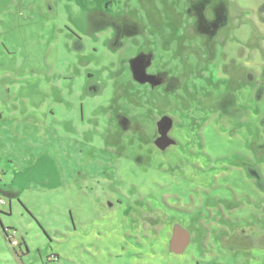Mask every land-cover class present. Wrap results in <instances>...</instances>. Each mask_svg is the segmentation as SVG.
Listing matches in <instances>:
<instances>
[{"label":"rangeland","instance_id":"rangeland-1","mask_svg":"<svg viewBox=\"0 0 264 264\" xmlns=\"http://www.w3.org/2000/svg\"><path fill=\"white\" fill-rule=\"evenodd\" d=\"M261 88L264 0H0V197L57 264H264Z\"/></svg>","mask_w":264,"mask_h":264},{"label":"crops","instance_id":"crops-1","mask_svg":"<svg viewBox=\"0 0 264 264\" xmlns=\"http://www.w3.org/2000/svg\"><path fill=\"white\" fill-rule=\"evenodd\" d=\"M0 168H1V166H0ZM1 170H2L3 176H4V174L7 172L6 168L5 169L1 168ZM3 176H2L1 181H0V188L7 186L6 181L3 180ZM12 195L23 206L25 205V203L27 204V201H22L19 198V195H18L17 191L13 190L12 191ZM2 198H5V197H2ZM40 200H43V199H40ZM39 205L44 206V205H50V204H48V203L46 204V202H44V203L41 202V204H39ZM7 206H9L10 214L7 215V216L6 215L5 216H0V229L2 230L3 226L5 227L6 225H8V228H13L15 230L17 229V227H19L21 232L19 233L17 231L18 232V239H20L21 243L23 242L24 245L21 246V248H20V246L16 247V248L12 246V249H14L13 252L16 255V258L13 257L12 254H7V255L4 254L1 257L2 258V260H1L2 264H7L8 258L10 259V261H14L15 262L16 259H17V261H20L22 264H27L26 263L27 257L30 254H32V252H34V251L38 252L39 255H40V257H39L40 264H47V262H49V264H57L58 261H59L58 260L59 258L52 259L51 261H49V259H48L49 256L54 254L53 253V249L51 248V246L53 245V243H63V242H66L68 239H70L71 238V234L73 233L72 229L70 230V227L68 226V227H66L67 229L64 230V231H61L59 229L57 230V227L52 226L53 221L50 220L49 221V225H50L49 233H47V231L44 229V227H42V228L39 227V228H37V230H35L34 225L31 224L29 219L32 218L33 222L40 223L38 221L39 218L37 216L35 217L34 216L35 214L32 211H29L27 209V207H25L26 205L24 206V208L28 211V214H27L28 217H26L24 215L25 214L24 213V214L20 215L18 218L15 217V215H14V206H13L11 201L9 203H7ZM32 230H34V231H32ZM44 232L46 234H48L49 239H51L50 242H47V241H45L43 239L41 240L42 235L44 234ZM52 232H55L56 234L53 235ZM32 233H33V236H31ZM2 234L5 235L4 232H2ZM0 236H1V234H0ZM5 238H6V236H5ZM34 241H37V244L38 243L39 244L38 245L36 244L35 248L33 249L30 246L31 245L30 242H34ZM49 245H51V246H49ZM27 249H28V252H27ZM21 250L23 251L24 254L21 252ZM43 250H45V251H43ZM55 255L59 256L57 254H54L52 256L55 257Z\"/></svg>","mask_w":264,"mask_h":264},{"label":"water","instance_id":"water-1","mask_svg":"<svg viewBox=\"0 0 264 264\" xmlns=\"http://www.w3.org/2000/svg\"><path fill=\"white\" fill-rule=\"evenodd\" d=\"M166 123V119L163 120V122L160 123L161 126V133H162V138L159 139L157 141V144L165 149L166 147H168L169 145L173 144V141L170 140V138L168 137V130L163 129V125ZM189 240H190V234L189 232H187L186 230L177 227L174 231V236H173V246H172V250L173 252L180 254L182 252H184V249L187 247V245L189 244ZM175 246V247H174Z\"/></svg>","mask_w":264,"mask_h":264},{"label":"built area","instance_id":"built-area-1","mask_svg":"<svg viewBox=\"0 0 264 264\" xmlns=\"http://www.w3.org/2000/svg\"><path fill=\"white\" fill-rule=\"evenodd\" d=\"M2 176H3V172H2V170L0 168V180H1ZM7 203L8 202H7V200L5 198L0 197V206H7ZM7 231L9 233L10 238H11L12 245L14 247H19L20 244H21V241H20V239H18L17 230H15L13 228H8Z\"/></svg>","mask_w":264,"mask_h":264},{"label":"trees","instance_id":"trees-1","mask_svg":"<svg viewBox=\"0 0 264 264\" xmlns=\"http://www.w3.org/2000/svg\"><path fill=\"white\" fill-rule=\"evenodd\" d=\"M81 48V47H80ZM82 49V48H81ZM261 92H263V89H261ZM250 175H251V177H253L254 179H257V177H256V175H254V174H251L250 173ZM1 181V180H0ZM257 185H258V187L261 189V191H264V182H262L261 180L260 181H258L257 182ZM7 227H4L3 226V231H4V233H5V236H6V238H7V240L12 244V242H11V238H10V236H9V233H8V231H7ZM24 244H23V242L20 244V248H21V246H23ZM13 246V245H12ZM14 247V246H13ZM16 248V247H15ZM21 252L23 253V251L21 250ZM27 252H28V249H27ZM24 254V253H23Z\"/></svg>","mask_w":264,"mask_h":264},{"label":"flooded vegetation","instance_id":"flooded-vegetation-1","mask_svg":"<svg viewBox=\"0 0 264 264\" xmlns=\"http://www.w3.org/2000/svg\"><path fill=\"white\" fill-rule=\"evenodd\" d=\"M81 48H83V44H82V47H81ZM261 89H263V88H261ZM263 91H264V90H263ZM163 128H164V126H163ZM160 129H161V126H160ZM166 130H167V128H166ZM160 132H161V130H160ZM248 171H249V173L256 175V177H257V179H255V180H256V183H257L258 181L261 180L262 176L259 174V173H260L259 171L254 172V170H253L252 167H250V168L248 169ZM261 181H262V180H261ZM189 243H190V240H189ZM188 246H189V244L187 245L186 248H188ZM186 248H185V249H186ZM185 249H184V250H185Z\"/></svg>","mask_w":264,"mask_h":264}]
</instances>
